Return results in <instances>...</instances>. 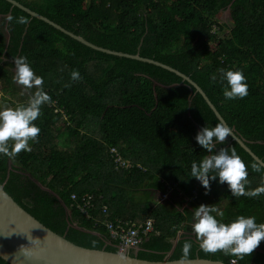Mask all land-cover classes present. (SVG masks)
<instances>
[{
    "label": "trees",
    "instance_id": "obj_1",
    "mask_svg": "<svg viewBox=\"0 0 264 264\" xmlns=\"http://www.w3.org/2000/svg\"><path fill=\"white\" fill-rule=\"evenodd\" d=\"M16 1L87 41L155 58L187 73L229 127L264 161V0ZM19 17L28 23H17ZM15 56L27 57L51 97L34 122L41 131L38 141H30L32 151H21L15 159L0 155V184L27 212L79 246L118 251L104 224L101 208L107 206L110 220H153L159 235H149L137 252L129 251L138 258L202 257L264 264V241L241 260L204 252L195 235H189L190 226L180 236L183 223L193 219L202 203L224 204L225 223L239 215L264 223V194L233 197L219 177L206 192L191 177L192 162L209 155L195 137L202 127H214L219 120L181 76L88 47L0 0V57L6 58L0 63V85L7 92L14 86ZM220 69L242 71L248 95L226 99ZM73 70L79 71L80 80L71 79ZM28 98L21 99L22 104ZM3 103L16 106L6 98ZM228 146L247 165L246 189L264 184V170H252L254 159L237 142L229 137L217 150ZM111 148L147 170L116 171ZM164 180L178 182L183 201L193 198L195 191L199 201L183 209L159 203L150 189L164 190ZM130 191L142 195L131 197ZM87 194L102 196L94 201L90 217L78 208ZM186 241L191 248L185 256ZM0 264L9 263L0 256Z\"/></svg>",
    "mask_w": 264,
    "mask_h": 264
},
{
    "label": "clouds",
    "instance_id": "obj_2",
    "mask_svg": "<svg viewBox=\"0 0 264 264\" xmlns=\"http://www.w3.org/2000/svg\"><path fill=\"white\" fill-rule=\"evenodd\" d=\"M9 19L12 18L9 17ZM17 23L26 24L28 21L25 17H19ZM13 62L15 65L14 83L25 90L36 89V91L30 93L26 104L0 108V155L10 159H15L21 151H32L30 141H38L41 131L34 122L41 115L42 105L51 103V97L43 88V78L35 73L27 57L15 56ZM220 74L221 79L226 81L223 89L226 99H242L248 95L249 86L242 71L220 69ZM71 79L73 81L81 79L78 70H73ZM211 79L215 81L216 76L213 75ZM232 134V129L223 121L216 123L214 127H202L195 139L209 155H204L199 162H192L190 175L201 182L206 192L211 191V181L219 177V183H226L233 197H259L264 194V184L254 189H246L247 165L236 149L228 146L217 150V145L227 144ZM251 167L253 171L260 172L264 170V162H254ZM165 183L168 186L167 182ZM178 193L185 197L184 191L180 190L179 186ZM168 199L170 197L161 198L162 202ZM196 199L195 191L193 201ZM187 202H191V199L187 198ZM223 216L224 213L214 205L200 204L195 209L194 223L189 235L195 234L201 250L206 253L222 252L224 255L234 256L241 260L245 256H250L259 247L261 241H264V223H257L254 216L244 215H239L230 223H225L222 222ZM30 241L38 243V240ZM190 248L191 242L186 241L183 246L185 256ZM21 249L23 250V246ZM232 264H235V261Z\"/></svg>",
    "mask_w": 264,
    "mask_h": 264
},
{
    "label": "water",
    "instance_id": "obj_3",
    "mask_svg": "<svg viewBox=\"0 0 264 264\" xmlns=\"http://www.w3.org/2000/svg\"><path fill=\"white\" fill-rule=\"evenodd\" d=\"M4 1L11 4L12 8H18V10L28 14L31 18L53 26L63 34L74 40H78L88 47L108 54L155 64L175 72L183 78V83L191 86L192 91L199 92L203 96L219 122L223 121L227 124L204 89L182 70L155 58L144 57L138 53L131 54L99 46L87 41L82 36L66 30L55 21L33 12L30 8L16 0ZM232 133L230 136L232 141L237 142L252 156L255 162H264L234 130H232ZM30 240H38V243H31ZM21 246H23V250ZM0 256L9 264H232V262L202 257L185 259H171L168 257L164 260H149L121 251L79 246L51 228H48L27 212L7 193L2 184H0ZM235 264L242 263L235 262Z\"/></svg>",
    "mask_w": 264,
    "mask_h": 264
},
{
    "label": "built area",
    "instance_id": "obj_4",
    "mask_svg": "<svg viewBox=\"0 0 264 264\" xmlns=\"http://www.w3.org/2000/svg\"><path fill=\"white\" fill-rule=\"evenodd\" d=\"M110 152L115 170H131L134 168L146 170L142 165L133 164L124 159L117 148H111ZM173 190L174 186L169 185L167 193L163 195L164 199L169 198ZM72 198L76 199V196L73 195ZM97 198L102 199V196L96 197L94 194H87L83 197L82 203L78 205V208L86 217H90L89 211L95 207L94 201ZM101 209L106 218L104 221L106 230L111 235V239L117 243V247L121 252L128 253L129 251L136 250L148 235L154 232L152 219L139 223L123 219L110 220L108 219L109 212L107 206H103Z\"/></svg>",
    "mask_w": 264,
    "mask_h": 264
},
{
    "label": "rangeland",
    "instance_id": "obj_5",
    "mask_svg": "<svg viewBox=\"0 0 264 264\" xmlns=\"http://www.w3.org/2000/svg\"><path fill=\"white\" fill-rule=\"evenodd\" d=\"M27 1H29L31 3H37V4H42L43 3V0H27ZM5 60H6V58L0 57V63L1 64H3V62ZM12 72L15 73V68L14 67H12ZM13 85H14L13 88L9 92H7L6 90L2 89L1 85H0V108H2L4 106H10L9 105L10 103H8L7 105H5L3 103V98H6L7 100H12V102L16 103V106H18V105L22 104L21 99L26 100V98L30 95L31 91L25 90L22 86H20V85H18L16 83H14ZM16 106L14 105L13 107H16ZM133 193H134V191H130L129 195L132 197ZM134 194H135L136 198H138V197L140 198V195H142V194H139V193L138 194L134 193ZM151 195L156 200L158 198H161V197L158 196L157 191H155V190H153V191L151 190ZM174 199H175V202H177L178 208H181V209H183L185 206L190 204V202L183 201L184 197H182L179 194ZM196 201H199V200L196 199ZM191 202H195V201H193V198H191ZM223 205L224 204H221L219 207H217L222 212H223Z\"/></svg>",
    "mask_w": 264,
    "mask_h": 264
},
{
    "label": "crops",
    "instance_id": "obj_6",
    "mask_svg": "<svg viewBox=\"0 0 264 264\" xmlns=\"http://www.w3.org/2000/svg\"><path fill=\"white\" fill-rule=\"evenodd\" d=\"M164 182H167V183H168V186H169V185L174 186V193H173V194L171 193V195H170V199H168V200L162 202L161 198L163 197V195H164L165 193H167L168 186L165 185V189H164V190H160V189H151L152 191H153V190L157 191L158 196L161 197V198H158L156 201H158L159 203H166V202H168V203H170L172 206L178 208V206H177V202H175V199H174L175 197L178 196V182L173 183V182L168 181V180H164ZM146 220H147V219H146ZM153 223H154V222H153ZM193 223H194V219H192L190 222H184L183 225H182L181 231H180V236L183 235V234H185V233H188L189 230H186V231H185L184 229H185L186 226H190V227L192 228V224H193ZM107 232H108V231H107ZM155 232H156L157 235H159V232H157V231L155 230V227H154V232H153V233H155ZM108 233H109V232H108ZM153 233H151V234H153ZM151 234H150V235H151ZM109 235H110V234H109ZM193 235H195V234H194V233H191V236H193ZM148 237H149V235H148ZM148 237H147V238H148ZM110 238H111V235H110ZM147 238L144 240V242H143L142 244H140V245L138 246V248H137L136 250H132V251H133V252H137V251L139 250L140 246H142V245L147 241ZM179 238H180V237H179ZM111 240H112V239H111ZM113 241H114V240H113ZM178 241H179V240L177 239L176 243H177ZM116 246H117V243H116ZM117 248H118V247H117ZM118 251H119V249H118ZM128 253H129V252H128ZM234 260H235V262H238L236 259H231L230 262H233Z\"/></svg>",
    "mask_w": 264,
    "mask_h": 264
}]
</instances>
